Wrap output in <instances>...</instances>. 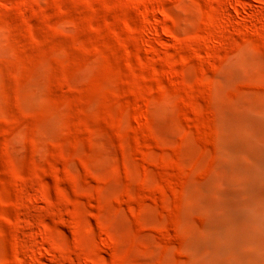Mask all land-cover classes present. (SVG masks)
Masks as SVG:
<instances>
[{
	"label": "rangeland",
	"instance_id": "1",
	"mask_svg": "<svg viewBox=\"0 0 264 264\" xmlns=\"http://www.w3.org/2000/svg\"><path fill=\"white\" fill-rule=\"evenodd\" d=\"M263 112L264 0H0V264H264L219 215Z\"/></svg>",
	"mask_w": 264,
	"mask_h": 264
},
{
	"label": "bare ground",
	"instance_id": "2",
	"mask_svg": "<svg viewBox=\"0 0 264 264\" xmlns=\"http://www.w3.org/2000/svg\"><path fill=\"white\" fill-rule=\"evenodd\" d=\"M262 127L264 128L263 125ZM250 150V156L245 162L232 160V172L240 179V184L237 186L236 199L221 202L219 215L233 221L250 235H260L264 232V150ZM211 227L209 236L197 244L204 259L216 264H226L222 258L226 254L229 257L228 264H251L256 260L258 249L244 252L236 244V239H215L223 236L221 226L214 224Z\"/></svg>",
	"mask_w": 264,
	"mask_h": 264
}]
</instances>
